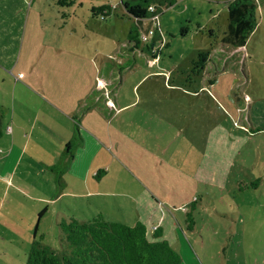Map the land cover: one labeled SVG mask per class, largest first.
Masks as SVG:
<instances>
[{
	"label": "crops",
	"instance_id": "1",
	"mask_svg": "<svg viewBox=\"0 0 264 264\" xmlns=\"http://www.w3.org/2000/svg\"><path fill=\"white\" fill-rule=\"evenodd\" d=\"M15 12L18 23L24 24L12 36L16 42L10 63H5L6 48L0 43L2 80L3 73H11L15 84L8 102H0L3 194L11 190L25 196L29 212L40 220L49 216L58 223L60 217L89 221L101 215L107 221L142 223L152 238L160 231L164 236L165 226L167 234L173 232L174 209L182 208L187 214V204L211 197L212 190H226L238 195L235 207L211 210L224 222L230 221L232 233H237L240 223L262 224L259 230L264 233V123L255 121L264 117V104L254 107L251 95L241 90L233 119L228 118L225 127L217 123L213 128L208 97L204 110L209 119L204 116L203 125L196 127L203 132L195 133L186 119L175 117L177 127L167 135L158 127L163 124L154 121L159 133L147 143L132 135L135 121L126 117L131 90H118L115 83L112 56L117 49L107 56L89 49L85 33L74 27L69 40L67 25L33 38L36 32L43 34L44 27L26 31L30 10L19 7ZM57 31L63 34H54ZM132 45L128 39L123 46L130 51L120 52L126 55L141 49ZM18 75L31 77L19 81ZM147 111L143 109L140 116ZM165 138L170 144L166 147ZM69 142L76 145L72 154L65 151ZM250 142L252 152H247L245 145ZM132 163L138 167L132 169ZM59 167H64L60 173ZM64 205L68 211L60 212ZM193 219L188 230L196 233Z\"/></svg>",
	"mask_w": 264,
	"mask_h": 264
},
{
	"label": "rangeland",
	"instance_id": "2",
	"mask_svg": "<svg viewBox=\"0 0 264 264\" xmlns=\"http://www.w3.org/2000/svg\"><path fill=\"white\" fill-rule=\"evenodd\" d=\"M109 1L115 11L101 20L91 15L90 8L108 0H75L70 6H60L55 0H0V43L6 48L5 63H10L14 56L16 40L12 36L18 30L20 32L24 24L20 25L15 18V9L21 7L31 12L26 31L45 29L43 34L36 32L33 38L50 35L52 29L59 30V26L67 25L65 30L69 40L72 37L70 30L74 27L79 33H85L84 38L91 45L89 49H96L105 56L117 49L112 56L117 74L115 83L118 90H131V107L126 111V117L132 116L135 121L131 127L132 135L147 143L159 133L155 132L154 121L163 124L158 127L167 135L177 127L179 121L175 117L186 119V124L189 123L195 133L203 132L196 127L203 125L204 116L209 119V113L204 110L208 97L212 104L213 128L217 123L225 127L230 122L228 118L233 119L238 111L236 98L243 93L241 90L251 95L256 104L254 107L264 104V0H254L258 28L249 35L244 47H233L220 39L227 25V8L233 0H166L167 3L162 0L154 24L146 18L137 27L139 31L149 27L155 30V35L147 42L154 44L152 50L148 51L141 42V49L126 55L120 49L130 51L123 45L128 40L130 25L136 26V21L124 13L120 0ZM169 1H172L170 5ZM58 33L63 34V31L54 34ZM199 52H210L200 73L193 68ZM135 55L137 58L134 59ZM13 76L3 73L2 80L0 74L2 103L8 102L10 90H14ZM18 77L19 81H25L31 76ZM147 108V113L140 116ZM252 112L257 114L256 109ZM259 120L264 123L263 116L255 119L256 122ZM140 123L142 126L137 127ZM168 142L165 138L163 145H170ZM252 148V142L245 145L247 152H252ZM135 167L138 165L133 164L132 169ZM3 189L0 185V264H25L34 242L61 252L63 233L59 224L66 220L60 217L58 223L49 216L40 220L29 212L30 203L25 196H16L11 190L3 194ZM211 195L195 202V209L186 205L196 219V233L188 230L190 218L180 208L172 211L176 216L171 218L175 222L173 232L167 234L165 226L164 236L160 234L158 238L170 243L179 255L180 264H264V233L259 230L262 224L240 223L237 233H232L228 228L230 221L224 222L211 209L215 206L218 212L231 211L238 195L226 190H212ZM11 197L19 201L12 202ZM62 210L68 211L65 205L59 211Z\"/></svg>",
	"mask_w": 264,
	"mask_h": 264
},
{
	"label": "trees",
	"instance_id": "3",
	"mask_svg": "<svg viewBox=\"0 0 264 264\" xmlns=\"http://www.w3.org/2000/svg\"><path fill=\"white\" fill-rule=\"evenodd\" d=\"M60 6H70L75 0H55ZM166 2V0H165ZM124 13L129 14L136 26L130 27L128 39L133 42L132 49L141 45L138 23L159 13L162 0H120ZM167 3V2H166ZM172 1H169V5ZM154 5L156 10L150 12L148 7ZM256 2L254 0H233L227 8V25L221 36V41L234 47L246 44L249 35L257 27ZM91 15L105 19L114 12V7L108 0L106 3L92 5ZM148 51L154 44L144 43ZM210 52H199L197 60L193 61L194 71L198 72L208 62ZM76 145L69 142L65 151L72 154ZM59 167L57 172L60 173ZM193 206V205H192ZM191 206V208H192ZM194 208V206H193ZM189 228L194 219L191 213ZM63 237L61 252H55L47 245L34 242L25 264H180L179 255L166 239H161L156 232L152 238L146 226L142 223L129 225L119 221L104 220L101 215L89 221H79L71 218L60 224Z\"/></svg>",
	"mask_w": 264,
	"mask_h": 264
},
{
	"label": "built area",
	"instance_id": "4",
	"mask_svg": "<svg viewBox=\"0 0 264 264\" xmlns=\"http://www.w3.org/2000/svg\"><path fill=\"white\" fill-rule=\"evenodd\" d=\"M148 10L150 12H154L156 10V8H155L154 5H150L148 7ZM156 18H157V14H154V15L150 16L147 19L151 22V24H154ZM154 35H155V30H153V28H151V27L147 28L146 30L139 31V38H140V40H141L142 43L143 42L144 43L145 42H148L149 38L152 37V36H154Z\"/></svg>",
	"mask_w": 264,
	"mask_h": 264
}]
</instances>
